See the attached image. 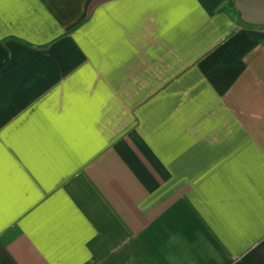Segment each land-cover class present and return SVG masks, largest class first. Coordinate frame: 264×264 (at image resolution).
<instances>
[{
  "label": "crops",
  "instance_id": "obj_1",
  "mask_svg": "<svg viewBox=\"0 0 264 264\" xmlns=\"http://www.w3.org/2000/svg\"><path fill=\"white\" fill-rule=\"evenodd\" d=\"M230 1L0 0V264H264V26Z\"/></svg>",
  "mask_w": 264,
  "mask_h": 264
},
{
  "label": "water",
  "instance_id": "obj_2",
  "mask_svg": "<svg viewBox=\"0 0 264 264\" xmlns=\"http://www.w3.org/2000/svg\"><path fill=\"white\" fill-rule=\"evenodd\" d=\"M242 20L252 26H264V0H233Z\"/></svg>",
  "mask_w": 264,
  "mask_h": 264
},
{
  "label": "rangeland",
  "instance_id": "obj_3",
  "mask_svg": "<svg viewBox=\"0 0 264 264\" xmlns=\"http://www.w3.org/2000/svg\"><path fill=\"white\" fill-rule=\"evenodd\" d=\"M229 2H231L230 0H228ZM232 3V2H231Z\"/></svg>",
  "mask_w": 264,
  "mask_h": 264
}]
</instances>
